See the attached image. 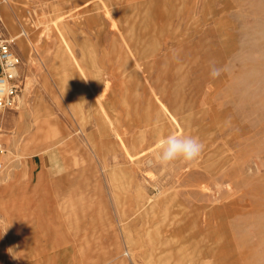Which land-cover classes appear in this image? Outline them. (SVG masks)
<instances>
[{
    "label": "rangeland",
    "instance_id": "rangeland-1",
    "mask_svg": "<svg viewBox=\"0 0 264 264\" xmlns=\"http://www.w3.org/2000/svg\"><path fill=\"white\" fill-rule=\"evenodd\" d=\"M7 2L0 264H264V0Z\"/></svg>",
    "mask_w": 264,
    "mask_h": 264
},
{
    "label": "clouds",
    "instance_id": "clouds-1",
    "mask_svg": "<svg viewBox=\"0 0 264 264\" xmlns=\"http://www.w3.org/2000/svg\"><path fill=\"white\" fill-rule=\"evenodd\" d=\"M223 69L214 63L211 65L210 76L218 78ZM205 148L204 143L196 136H177L170 134L160 141V150L155 156V164L168 167L179 161L192 163L197 160Z\"/></svg>",
    "mask_w": 264,
    "mask_h": 264
},
{
    "label": "built area",
    "instance_id": "built-area-1",
    "mask_svg": "<svg viewBox=\"0 0 264 264\" xmlns=\"http://www.w3.org/2000/svg\"><path fill=\"white\" fill-rule=\"evenodd\" d=\"M19 57L12 46V41L2 31L0 25V112L12 104L17 92L14 84L17 76ZM1 150V144H0ZM3 163L0 161V169Z\"/></svg>",
    "mask_w": 264,
    "mask_h": 264
},
{
    "label": "bare ground",
    "instance_id": "bare-ground-1",
    "mask_svg": "<svg viewBox=\"0 0 264 264\" xmlns=\"http://www.w3.org/2000/svg\"><path fill=\"white\" fill-rule=\"evenodd\" d=\"M7 1V0H6ZM11 10H12V6L11 3L7 2V3H3L2 4V8H0V16L2 18V20H4L5 24L7 26H12L13 22H12V15H11ZM9 28V27H8ZM19 46L22 48V50H25V45L23 42L19 41ZM16 75H19V70H17ZM27 89V88H26ZM16 95H18V93H16ZM15 95V97H16ZM18 97V101H22V97L17 96ZM19 103V102H18ZM19 105V104H18ZM3 112V111H2ZM1 113V112H0ZM2 145V144H1Z\"/></svg>",
    "mask_w": 264,
    "mask_h": 264
},
{
    "label": "crops",
    "instance_id": "crops-1",
    "mask_svg": "<svg viewBox=\"0 0 264 264\" xmlns=\"http://www.w3.org/2000/svg\"><path fill=\"white\" fill-rule=\"evenodd\" d=\"M80 83V82H79ZM80 85V84H79Z\"/></svg>",
    "mask_w": 264,
    "mask_h": 264
}]
</instances>
